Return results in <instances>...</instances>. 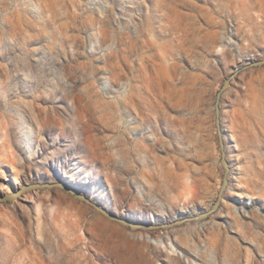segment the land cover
<instances>
[{
    "label": "rangeland",
    "instance_id": "374dc122",
    "mask_svg": "<svg viewBox=\"0 0 264 264\" xmlns=\"http://www.w3.org/2000/svg\"><path fill=\"white\" fill-rule=\"evenodd\" d=\"M262 59L264 0H0V195L72 180L134 223L207 211L215 94ZM220 122L229 187L206 221L131 232L29 192L0 205V264H264V66L230 83Z\"/></svg>",
    "mask_w": 264,
    "mask_h": 264
},
{
    "label": "water",
    "instance_id": "95a60500",
    "mask_svg": "<svg viewBox=\"0 0 264 264\" xmlns=\"http://www.w3.org/2000/svg\"><path fill=\"white\" fill-rule=\"evenodd\" d=\"M264 66V59L256 60V61H248L244 66L240 68H236L234 72L226 78L221 84L219 90L215 94L214 103H213V115H214V126L216 130V137L219 149V164L222 168V178L220 187L217 191L216 199L213 202L211 208L207 211L201 212L196 216L182 215L177 217L169 222H161V223H134L127 219H122L116 216L114 213L106 211L104 208L99 207L94 204L91 200H89L84 195L80 194L78 191L73 190L69 185L64 184L63 182L59 183H43V184H28L23 185L20 188L13 190L10 194L0 195V205H6L14 202L15 200L21 198L24 194L34 191H43V190H53V189H62L67 194L72 196L78 202L83 203L86 206H92L97 213L106 218L108 221L117 223L125 228H127L131 232L147 230V231H161V230H171L174 228H179L188 223L195 222H203L206 221L209 217L214 215L220 208L222 203L223 195L228 187V176H229V167L226 161L225 154V143L224 136L226 133L222 130L221 122H220V101L222 95L228 89L230 83L234 81L239 74L250 70L257 69Z\"/></svg>",
    "mask_w": 264,
    "mask_h": 264
},
{
    "label": "bare ground",
    "instance_id": "6f19581e",
    "mask_svg": "<svg viewBox=\"0 0 264 264\" xmlns=\"http://www.w3.org/2000/svg\"><path fill=\"white\" fill-rule=\"evenodd\" d=\"M229 177V176H228ZM67 178V177H66ZM64 183V182H63ZM71 183H73V181L72 180H70V182H69V184L68 183H64V184H67V185H69L73 190H76V191H78L77 189H75L76 187L74 186V185H72ZM72 186H71V185ZM228 187H229V183H228ZM228 187H227V189H226V191L228 190ZM58 190H62V189H58ZM63 191V190H62ZM225 191V192H226ZM65 192V191H64ZM66 193V192H65ZM5 194H10V193H5ZM81 194V193H80ZM222 201H224V199H222ZM94 204H96L94 201H92ZM96 205H98V204H96ZM99 206V205H98ZM212 206V205H211ZM88 207H91L92 209H94L92 206H88ZM100 207V206H99ZM102 208V207H101ZM95 210V209H94ZM209 210V209H208ZM107 211V210H106ZM96 212V211H95ZM237 212V211H236ZM97 213V212H96ZM241 213V212H240ZM180 216H182V215H179L178 217H180ZM118 217H120V216H118ZM120 218H122V219H126V218H124V217H120ZM141 231H143V230H141ZM163 231H171V230H161V231H156V232H163ZM173 251V250H172Z\"/></svg>",
    "mask_w": 264,
    "mask_h": 264
}]
</instances>
